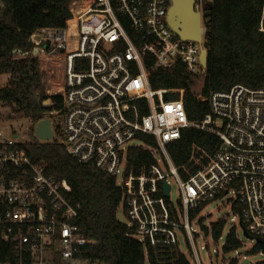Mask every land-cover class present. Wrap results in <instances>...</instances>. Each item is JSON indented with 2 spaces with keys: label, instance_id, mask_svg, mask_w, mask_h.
<instances>
[{
  "label": "built area",
  "instance_id": "1",
  "mask_svg": "<svg viewBox=\"0 0 264 264\" xmlns=\"http://www.w3.org/2000/svg\"><path fill=\"white\" fill-rule=\"evenodd\" d=\"M212 1L192 0L201 19ZM170 5V0H68L64 27L34 32L33 56L48 96L43 105H52L51 96L62 103L46 117L49 141L56 140L76 161L116 177L127 206L125 224L135 227L133 236L143 245L178 244L177 230L191 234L188 212L229 191L234 192L231 205L239 208L238 225L264 241V83L199 96L208 112L189 122L183 90L152 89L145 67L151 59V69L181 66L190 79L204 77V27L199 42L178 37L167 23ZM166 93L178 98L165 101ZM138 101L147 113L139 114ZM25 119L23 131L12 130L10 137L0 131V240L7 246L0 264H100L82 258L88 240L73 222L79 207L66 200V182L21 153L19 144L47 142L34 133L40 120ZM187 127L217 136L220 146L204 169L182 179L179 169L187 172L174 166L165 146ZM137 133L153 136L156 147H148L154 163L135 176L127 169L125 151ZM170 176L180 193L175 204L169 200L171 187L168 198L162 194V182Z\"/></svg>",
  "mask_w": 264,
  "mask_h": 264
},
{
  "label": "trees",
  "instance_id": "2",
  "mask_svg": "<svg viewBox=\"0 0 264 264\" xmlns=\"http://www.w3.org/2000/svg\"><path fill=\"white\" fill-rule=\"evenodd\" d=\"M0 75L9 76L5 86L0 87V104L9 110L11 118H29L32 124L48 117L50 110L62 106L59 97L51 96V106L43 105L48 99L45 92L39 59L33 56V35L39 28L64 27L70 17L68 0H0ZM209 21L204 24V47L207 49L206 67L201 98L211 92L226 91L241 84L256 89L264 83V0H213ZM17 51H20L18 53ZM152 60L145 62L150 70L152 89H182V102L189 122H199L208 112L206 100L195 95L189 87L191 79L177 66L171 71L151 69ZM136 73V71H135ZM178 98V93H166L165 101ZM139 114L147 113L143 101L137 102ZM56 129V127H54ZM139 144H129L125 151L127 169L135 176L141 168L148 169L154 163L148 147L155 148L154 137L137 133ZM21 153L35 164H42L46 173L64 180L68 190L66 200L78 205L73 222L80 234L88 240L82 258L97 260L100 264H191L178 244L169 246L143 245L134 236L135 227H129L116 219L119 206L127 215L123 192L116 184V177L95 168L90 163H80L70 156L56 140L19 144ZM220 146L217 136L193 127L183 128L179 138L166 144L165 149L182 179L204 169L215 149ZM147 173V171H146ZM160 186V184H159ZM168 203V199H166ZM209 203V201L207 202ZM188 212L189 221L207 204ZM233 212L239 208L231 205ZM198 224L205 236L216 242L222 234L224 221L219 219L207 226ZM241 246L235 228L230 227L221 250L223 253ZM261 243L254 245L246 254L258 253ZM0 258H7V246L0 240ZM228 264H238L236 258ZM253 264H264V260Z\"/></svg>",
  "mask_w": 264,
  "mask_h": 264
},
{
  "label": "rangeland",
  "instance_id": "3",
  "mask_svg": "<svg viewBox=\"0 0 264 264\" xmlns=\"http://www.w3.org/2000/svg\"><path fill=\"white\" fill-rule=\"evenodd\" d=\"M203 78V76L193 77L189 84L190 90L198 97L203 85ZM8 79V75L1 74L0 87L5 86ZM8 113L9 110L0 104V131L4 137L12 136V130L23 131L27 128L26 119L14 116L8 118ZM27 134L28 132L26 131V137ZM129 144H139V142L132 140ZM119 181L120 177L118 176L117 182ZM167 181L171 187L169 200L175 204L180 195L177 182L173 176L168 177ZM233 198L234 192L229 191L227 194L209 201L190 221V235H185L182 230L176 231L178 248L191 264H228L229 260L233 258L237 259L238 264H253L264 260V254L261 251L254 254H246V251L254 245L255 241L243 236L238 225V216L231 209ZM116 219L122 223H128L121 206L117 208ZM198 219H201L202 225L207 226L208 229L211 223L222 219L224 226L221 237L215 242L210 235L205 236L198 224ZM230 227L235 228L236 238L240 241L241 246L236 250L223 253L221 247ZM195 255L198 258V262H196ZM144 264H148L147 260H145Z\"/></svg>",
  "mask_w": 264,
  "mask_h": 264
},
{
  "label": "water",
  "instance_id": "4",
  "mask_svg": "<svg viewBox=\"0 0 264 264\" xmlns=\"http://www.w3.org/2000/svg\"><path fill=\"white\" fill-rule=\"evenodd\" d=\"M171 5L167 12V23L172 31H174L178 37L184 39H190L199 42L202 37V25L209 21L211 14V4L205 5V11L203 12V19L198 11L194 10L192 0H170ZM20 53V51H17ZM36 53V48L32 51ZM207 49L205 47L200 49V62L203 67H206ZM10 117V114H7ZM35 136L43 141H49L52 138V131L50 128V120L45 118L40 120L34 130ZM170 185L166 181L162 182V194L164 197H169ZM241 231L244 237L254 240L255 243H261L263 249L261 253L264 254V241L258 238L250 237L239 223Z\"/></svg>",
  "mask_w": 264,
  "mask_h": 264
}]
</instances>
